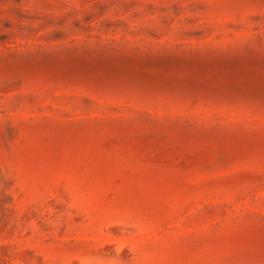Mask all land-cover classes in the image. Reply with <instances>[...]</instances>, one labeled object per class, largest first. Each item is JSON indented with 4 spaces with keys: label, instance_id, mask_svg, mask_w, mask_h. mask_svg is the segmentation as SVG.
<instances>
[{
    "label": "rangeland",
    "instance_id": "rangeland-1",
    "mask_svg": "<svg viewBox=\"0 0 264 264\" xmlns=\"http://www.w3.org/2000/svg\"><path fill=\"white\" fill-rule=\"evenodd\" d=\"M0 264H264V0H0Z\"/></svg>",
    "mask_w": 264,
    "mask_h": 264
}]
</instances>
